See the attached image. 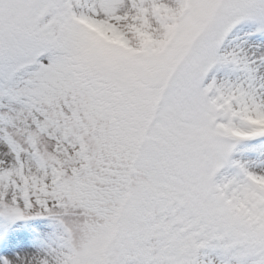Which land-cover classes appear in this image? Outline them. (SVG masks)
I'll use <instances>...</instances> for the list:
<instances>
[{
    "label": "snow or ice",
    "instance_id": "1",
    "mask_svg": "<svg viewBox=\"0 0 264 264\" xmlns=\"http://www.w3.org/2000/svg\"><path fill=\"white\" fill-rule=\"evenodd\" d=\"M0 264H264V0H0Z\"/></svg>",
    "mask_w": 264,
    "mask_h": 264
}]
</instances>
